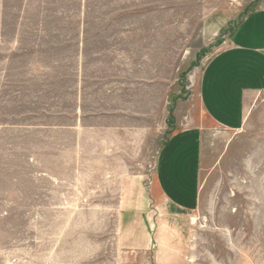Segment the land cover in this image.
<instances>
[{"label": "rangeland", "instance_id": "obj_1", "mask_svg": "<svg viewBox=\"0 0 264 264\" xmlns=\"http://www.w3.org/2000/svg\"><path fill=\"white\" fill-rule=\"evenodd\" d=\"M259 9L0 0V264H264V92L235 131L198 96L206 63ZM194 125L198 202L173 216L145 194L163 145Z\"/></svg>", "mask_w": 264, "mask_h": 264}, {"label": "crops", "instance_id": "obj_2", "mask_svg": "<svg viewBox=\"0 0 264 264\" xmlns=\"http://www.w3.org/2000/svg\"><path fill=\"white\" fill-rule=\"evenodd\" d=\"M198 87L200 108L209 123L230 131L241 128L250 104L264 92V9L248 14L227 35L222 49L204 66ZM201 128L175 131L160 150L152 187L145 194L156 210L167 207L171 215L185 216L197 206ZM173 171L183 177L173 179ZM187 179L193 184L194 207L186 204Z\"/></svg>", "mask_w": 264, "mask_h": 264}]
</instances>
